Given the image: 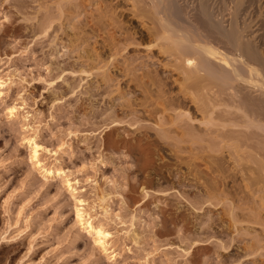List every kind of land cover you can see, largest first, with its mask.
Returning a JSON list of instances; mask_svg holds the SVG:
<instances>
[{
  "label": "rangeland",
  "instance_id": "1",
  "mask_svg": "<svg viewBox=\"0 0 264 264\" xmlns=\"http://www.w3.org/2000/svg\"><path fill=\"white\" fill-rule=\"evenodd\" d=\"M52 1L0 0V81L6 82L0 87V264H264V228L232 221L248 191L228 154L219 156L222 170L231 176L226 182L221 167L196 159L197 152H176L158 138L156 119L150 116L154 106L134 83L136 75L158 69L154 62L156 69L148 66L150 54L122 53L128 60L141 57L137 72L128 68L136 75L125 73L127 63L120 57L116 62L121 65H108L109 40L118 42V32L112 27L100 31L99 14L88 0H79L80 18L57 17L50 24L47 16L59 15V1ZM232 1L214 0L216 6L229 4V13ZM243 1L252 20L254 6L264 10V0L254 6ZM120 12L125 26L138 25ZM77 31L86 37L78 38ZM95 60L99 67L107 62L110 79H103ZM141 60L148 66L144 70ZM159 67L162 83L177 92L178 75ZM13 107L15 115L10 114ZM117 118L122 122L114 123ZM31 139L50 151L40 156L41 165L60 170L61 176L42 174L31 157ZM79 200L94 223L112 234L108 251L78 226ZM255 243L262 249L252 254Z\"/></svg>",
  "mask_w": 264,
  "mask_h": 264
},
{
  "label": "bare ground",
  "instance_id": "2",
  "mask_svg": "<svg viewBox=\"0 0 264 264\" xmlns=\"http://www.w3.org/2000/svg\"><path fill=\"white\" fill-rule=\"evenodd\" d=\"M54 1L56 2V0L52 2L55 3ZM57 1L59 2H56L55 7L57 9L55 8V12H58L59 15L51 14L47 16L49 23L50 21L52 23V20H56L57 17V21L62 19L63 16L65 20L67 18L66 21H72L74 16H77L75 18L81 16L83 8L81 6H83L84 0L82 5L79 0V4L75 0H67L68 2L65 0L69 4L68 8H66V2H63V0ZM88 1L96 7L95 10L99 14V17L95 19L97 20L96 25H99L98 27L101 29L100 31L105 30L106 27H112L118 32V37H120L117 42L111 35L109 37L108 34V37L112 38L109 40L110 43L108 42L110 50L108 54H112H109L111 55V60L107 58L110 60L108 65L114 61V63L121 65L116 60L122 56V53L126 55V53H129L127 51L139 50L151 55H145L147 57L145 58L148 59V61L145 59L148 66L149 63L153 66L156 64L158 69L161 66L163 70H171L178 75L177 79L175 78L178 91L175 92L174 88L166 86L169 85L166 81L167 78L164 80L167 82L165 83L166 85L162 83L164 78L158 77L156 66L154 68L151 67V70L156 69L157 73L154 70L151 71L152 73L154 72L155 76L152 75L149 68L145 70L148 69L151 75L138 76L135 74L137 69L135 70L134 67L138 68L135 63L141 57L137 60L133 59L134 57L131 60L120 57L127 63H125V73L126 69L131 72L128 68L132 65L133 68L132 66L131 68L136 71L135 73L132 71L137 76L135 77L136 80L138 79L139 81L141 76L139 82L135 78L133 81L135 80L134 83H138L135 84L139 85L140 90H143L142 92L145 94L146 99L152 102L148 104L154 106L149 111L151 118L156 119L152 118L156 121L158 138L166 142L169 147L173 146L176 152L180 151L182 154L183 152H192L190 154L195 155L196 153L194 152H197V155L200 156L196 159H201L203 162L207 158V164L209 163L212 167L213 165L217 168L221 167L220 178L227 182V178L231 176H229V172H227L228 176H225V171L227 170L224 171L225 168L222 170L225 164L222 163V160L220 162L219 158L226 152L228 159L233 161L234 165L233 163L232 165L236 168H234L237 172L234 171L236 173L235 176L237 174L240 175L239 180L248 191L244 198L240 196V202L243 204L236 205V208L241 213L235 216L233 213L231 216L233 218L232 221L239 225L241 223H253L264 228V10L261 8L262 6L256 5L255 7L254 5L258 3L257 0L250 1L251 4H249L254 6L251 13L256 16L252 20L249 18L251 16L249 14L250 11L247 14V7L243 0H233L234 7L230 8V13L227 7L229 4L221 3V5L223 4L222 6H216L217 3L215 4L214 0H113L116 5L107 4L108 2L105 0L104 3L103 0ZM86 2L84 5L88 6L89 4ZM101 3L103 5L106 3L105 8L100 6ZM120 8L122 10L120 14L129 15L134 23L137 22L138 25L135 26L133 24V26L130 24V26H125V22L120 20L121 15L119 14L120 16H118ZM77 13L78 15H76ZM95 19L92 16V21ZM82 24L80 25L83 26ZM82 28L81 31L79 29L80 33L83 32ZM142 32H145L144 37ZM78 34V38H81L80 35L84 36V34ZM146 34L147 38H145ZM84 39H88V36ZM78 40L76 39L77 42ZM147 40L149 42L151 40V42L149 44L145 43ZM76 41L74 40V42ZM83 43L80 47L83 46ZM155 52L160 54L159 58L157 54L155 57ZM98 54L95 53L93 56L98 58ZM88 55H86L85 59L89 61ZM101 55L99 61H101ZM102 56L104 57V55ZM142 60H144L143 56ZM142 60L140 64L143 67L146 63L145 61L142 62ZM90 61L92 62V59ZM95 63H97L96 60ZM108 65L106 62L103 66H97L98 69H96L99 72H104V80L108 77L109 79L111 78L106 73ZM114 65L112 64V66ZM144 67L142 68L143 70ZM129 72L128 76H130ZM131 76L133 75L131 74ZM142 77L144 80L146 79L145 82ZM109 81L107 80V82ZM3 85H6V82L0 81V87ZM147 100L145 101L148 102ZM132 102H130V106ZM16 111L17 109L13 107L10 109V114L15 115ZM149 111L147 110L148 113ZM123 119L125 120V118ZM113 121L114 123L122 122V120L118 121V118ZM133 121H137V118L136 120L133 119ZM27 142H29L32 160L40 166V156L45 152L50 153V151L39 145L35 139ZM192 166L194 165L192 164ZM216 170L218 171V169ZM41 172L47 177L61 176L60 170H53L43 166ZM213 180L212 178L211 181ZM223 181L222 183H224ZM213 182L214 186H216L218 181ZM235 182L236 180L234 179ZM236 184L238 183L236 182ZM238 186L241 188L240 185ZM216 188L215 190H217ZM217 191L220 193L219 190ZM216 192L211 193L214 195L219 194ZM82 202V200H79L77 207L76 222L78 226L93 238L95 245L100 246L103 251H108L112 241V234L102 226H97L94 223L93 217L82 206ZM259 243L258 246L257 243L254 244L257 248L253 252L251 250L252 254H255L256 251L258 253ZM254 245L253 247H256ZM250 247L251 249L253 248L252 246ZM114 257L116 256L113 255L112 258Z\"/></svg>",
  "mask_w": 264,
  "mask_h": 264
}]
</instances>
